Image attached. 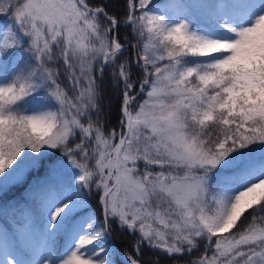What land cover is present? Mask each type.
<instances>
[{"label":"snow or ice","instance_id":"6c2138e0","mask_svg":"<svg viewBox=\"0 0 264 264\" xmlns=\"http://www.w3.org/2000/svg\"><path fill=\"white\" fill-rule=\"evenodd\" d=\"M0 18V264H264V0Z\"/></svg>","mask_w":264,"mask_h":264},{"label":"trees","instance_id":"16d2710c","mask_svg":"<svg viewBox=\"0 0 264 264\" xmlns=\"http://www.w3.org/2000/svg\"><path fill=\"white\" fill-rule=\"evenodd\" d=\"M107 102H108V98L106 97L105 103L107 104ZM112 102H113V104H115V100L114 99H113ZM93 203H95V200H93ZM114 239H115V242L118 245H120V244H126V243H128L132 238L129 237V236H126V235H122V234H120V233L117 232L114 235Z\"/></svg>","mask_w":264,"mask_h":264},{"label":"rangeland","instance_id":"374dc122","mask_svg":"<svg viewBox=\"0 0 264 264\" xmlns=\"http://www.w3.org/2000/svg\"><path fill=\"white\" fill-rule=\"evenodd\" d=\"M4 22V18H0V24Z\"/></svg>","mask_w":264,"mask_h":264}]
</instances>
